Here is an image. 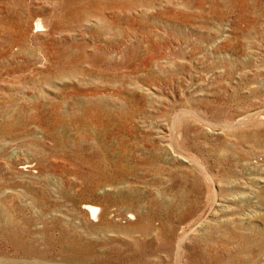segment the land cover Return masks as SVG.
Listing matches in <instances>:
<instances>
[{"label": "rangeland", "instance_id": "1", "mask_svg": "<svg viewBox=\"0 0 264 264\" xmlns=\"http://www.w3.org/2000/svg\"><path fill=\"white\" fill-rule=\"evenodd\" d=\"M0 203L61 264H264V0H0Z\"/></svg>", "mask_w": 264, "mask_h": 264}, {"label": "bare ground", "instance_id": "2", "mask_svg": "<svg viewBox=\"0 0 264 264\" xmlns=\"http://www.w3.org/2000/svg\"><path fill=\"white\" fill-rule=\"evenodd\" d=\"M190 109V108H189ZM184 112V111H183ZM182 112V114H183ZM187 112V111H185ZM186 116V115H185ZM190 116V115H189ZM243 117V116H242ZM245 119V118H244ZM234 121V120H233ZM225 122V121H224ZM243 118H240L237 123H242ZM179 125V124H178ZM223 126H231V123L229 121H226ZM241 126V125H240ZM230 129V128H229ZM58 145L61 148H64L67 146L65 142H58ZM77 147V146H76ZM69 148V147H68ZM71 148V147H70ZM79 148V147H78ZM65 149V148H64ZM68 150V149H67ZM74 150V149H73ZM71 151V150H70ZM65 152V151H63ZM66 153V152H65ZM71 154V153H70ZM73 154V153H72ZM76 153H74L75 155ZM67 155V154H66ZM78 155V153H77ZM68 156V155H67ZM79 156V155H78ZM68 157H71L68 156ZM67 157V158H68ZM75 157V156H74ZM66 158V157H65ZM64 158V159H65ZM81 158V157H80ZM84 158V157H83ZM184 160H188L185 157H181ZM73 159V158H72ZM85 159V158H84ZM88 159V158H87ZM92 159V158H91ZM70 160V159H69ZM93 160V159H92ZM91 160V161H92ZM73 161V160H72ZM76 162V161H74ZM87 163V162H86ZM89 163V160H88ZM91 164V163H90ZM199 164V163H198ZM68 165V164H67ZM81 164H79L80 166ZM78 166V165H77ZM92 166V165H90ZM89 166V167H90ZM96 166V165H95ZM68 167V166H67ZM71 167V165H70ZM84 167V166H83ZM82 167V168H83ZM65 169V168H64ZM85 169V168H84ZM83 169V170H84ZM80 170V169H79ZM82 170V169H81ZM88 170V169H87ZM72 171V170H71ZM78 172V171H77ZM89 173V172H88ZM73 174V173H72ZM82 174V173H81ZM79 175V174H78ZM85 175V173H84ZM88 175V174H87ZM91 175V173H90ZM96 175V174H95ZM75 176V174H74ZM81 176V175H80ZM86 176V175H85ZM98 177V176H97ZM90 178V177H89ZM93 178V177H92ZM99 178V177H98ZM76 179V178H75ZM96 179V177L94 178ZM94 179L91 180L92 184H89L85 189L87 192L93 193V191L96 189L94 188ZM102 179V178H100ZM83 180V179H82ZM86 180V179H85ZM89 181V180H88ZM107 181V180H105ZM98 182V181H97ZM95 182V183H97ZM103 182V181H102ZM104 183V182H103ZM78 184V183H77ZM84 185V186H85ZM93 185V186H92ZM100 185V184H99ZM107 185V184H106ZM79 186V185H78ZM97 186V184H96ZM101 186V185H100ZM99 187V186H98ZM73 188V187H72ZM97 188L96 192H101V195L103 193L104 195V211L105 214L108 216V213L110 214L111 211H109V207L113 201L109 194H107L105 191L107 188ZM81 189V188H80ZM79 189V190H80ZM68 190V189H67ZM83 190V189H82ZM74 191V190H73ZM77 191V190H76ZM80 192V191H79ZM84 192V190H83ZM98 192V193H99ZM3 194H7V191H3ZM76 193V192H75ZM74 193V195H75ZM2 194V195H3ZM82 194V193H81ZM18 195V194H17ZM74 195H71L70 193L66 191L60 192L59 190H44L43 193H41L42 199H53V200H59L68 198L70 200H75ZM79 195V194H78ZM84 195V194H83ZM82 195V196H83ZM92 195V194H91ZM102 195V196H103ZM8 196V195H7ZM99 196V195H98ZM9 197V196H8ZM78 197V196H77ZM90 197V196H89ZM84 198V197H83ZM82 198V199H83ZM95 198V197H94ZM65 199V200H68ZM100 199V198H99ZM68 202V201H67ZM75 202V201H74ZM73 202V203H74ZM2 203V202H1ZM0 203V240L6 241L7 246L0 248V264H61L60 261L56 260L57 256L67 259L68 255L67 250L69 251V248L73 251H76L81 248L82 246V238L79 236V225L78 224V218L75 216L73 227L75 228V232L73 234L68 235L66 234L59 225L61 224L60 221H56L53 225L45 224L41 229L32 231L28 227V224L26 221L21 220L16 214H12L4 208V205ZM42 203H47L43 200ZM72 203V201H71ZM50 204V203H49ZM58 205V204H56ZM61 205V204H60ZM72 206V205H71ZM59 207V206H58ZM61 207V206H60ZM50 208V206H49ZM48 208V209H49ZM75 208V209H74ZM73 210L75 211L76 215L81 213L83 214L84 211L88 213L91 219L98 220L99 223L96 224V230L99 233H109L114 231V224H110L108 220L106 221L104 216H100V212L102 208L98 205H92L87 202H83L82 204L74 203ZM103 211V210H102ZM66 213V212H64ZM63 212H60L59 209L54 208L50 209L48 211L47 216H52L56 214H64ZM104 215V213L102 212ZM45 215V216H46ZM57 216V215H56ZM55 216V217H56ZM130 217H133L132 214L129 215ZM41 217V216H40ZM46 218V217H45ZM53 218V217H52ZM41 219V218H40ZM42 220V219H41ZM45 220V219H44ZM43 220V221H44ZM47 220V219H46ZM33 223V222H31ZM46 223V221H45ZM35 224V223H34ZM42 224V222H41ZM31 226V225H30ZM37 228V227H36ZM77 228V229H76ZM38 229V228H37ZM107 229V230H106ZM55 230L59 231V234L54 233ZM57 232V231H56ZM74 233H77L79 235H74ZM73 253V252H72ZM71 254V253H70ZM78 255V254H77ZM55 258V259H54ZM68 260V259H67ZM76 261V260H75Z\"/></svg>", "mask_w": 264, "mask_h": 264}]
</instances>
